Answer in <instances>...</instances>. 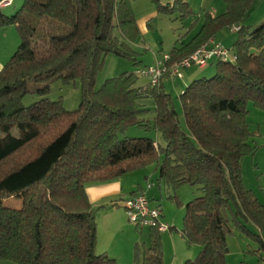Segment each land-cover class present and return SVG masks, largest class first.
<instances>
[{
    "label": "trees",
    "instance_id": "16d2710c",
    "mask_svg": "<svg viewBox=\"0 0 264 264\" xmlns=\"http://www.w3.org/2000/svg\"><path fill=\"white\" fill-rule=\"evenodd\" d=\"M151 1L159 14L179 13L182 21L192 15L181 0ZM256 1L223 0L225 12L207 15L192 40L170 53L168 66L221 31L239 28L232 60L217 61L213 77L193 81L179 96L184 124L164 87L169 78L137 88V76L124 73L96 90L108 56L136 62L129 41L140 31L130 0H25L10 17L0 10V32L15 27L20 38L0 71V132L8 134L0 137V261L117 264L97 254V222L86 186L153 165L159 182L202 192L187 204L182 231L201 252L185 264H225L228 238L236 234L264 252V204L246 188L242 171L243 159L256 150L249 105L264 111V22L252 31L245 26ZM54 79L82 84L78 110L48 100V84L30 88ZM35 94L45 99L25 107V98ZM148 101L152 120L143 119L150 114ZM132 126L155 130L163 145L151 138L121 139ZM10 128L21 138L12 137ZM8 197L20 199L22 207L5 206ZM150 234L149 248L136 249L135 264H162V233Z\"/></svg>",
    "mask_w": 264,
    "mask_h": 264
},
{
    "label": "rangeland",
    "instance_id": "374dc122",
    "mask_svg": "<svg viewBox=\"0 0 264 264\" xmlns=\"http://www.w3.org/2000/svg\"><path fill=\"white\" fill-rule=\"evenodd\" d=\"M130 1L137 22L141 25L139 36L134 42L129 41V45L137 53V63L114 55L108 56L103 69L97 75L96 90L101 89L109 79L120 77L124 73L136 75L137 71L145 70L147 67L152 66L156 59L162 58L164 55H170L174 48L179 49L192 40L201 30L207 15L215 17L226 10L223 0H181V2L187 4L192 13L189 18L182 21L179 13H175L173 16L159 14L157 7L151 0ZM24 2L25 0H15L14 7L5 9L3 14L8 17L14 15L22 8ZM263 22L264 0H257L251 16L245 22V26L252 31ZM5 34H7L6 38L0 35V45L7 50L16 51L20 46V38L15 27L8 28ZM116 36L120 38L118 33ZM239 37L240 33L237 31L226 29L217 35L216 41L230 51V56H233L235 53L234 44ZM176 64L167 66V73L164 77L170 78L169 70ZM215 74L216 62H212L204 69L193 67L182 71L180 78L164 80L165 90L175 101L176 110L183 124L184 115L179 96L193 81L211 78ZM47 84L50 86L48 100L53 102L61 100L67 111L78 110L82 98V84L79 81L67 85L61 80L54 79L31 83L30 88L32 90L40 89ZM149 84L148 78L137 76V88L146 87ZM43 99L45 98L40 95H30L25 98L23 104L25 107H30ZM147 104L150 114L143 119L152 120L154 117V106L151 101H148ZM248 110V123L252 134L251 145L256 150L254 154L243 159V179L246 188L253 191L260 202H262L264 201V111L255 108L252 104L249 105ZM9 131L12 137L21 138L17 128H10ZM7 136V133L0 132L2 139ZM120 138H151L163 145L160 135L155 130H146L136 126L130 127ZM155 168L153 165L115 181L92 183L86 186L87 194L91 201L97 195L107 196L104 204L106 207L103 209L99 208L97 201L92 203L95 205L93 210L97 222L98 255L103 254V251L107 249V255L115 257L117 264H135L136 249L139 248L143 253L149 248L150 231L148 229H139L132 224L126 215L122 202L120 201L121 203L117 202L119 204L113 205L111 204L112 198L108 197L115 188L117 190L123 189L124 193L122 192V195L129 197L132 190L139 189V185H143L147 191V196L149 194L148 198L153 197L151 205L159 206L162 209L164 215L162 223L170 227L168 232L160 235L162 264H185L188 260L193 261L199 256L201 247L190 246L183 237L182 231L184 229L187 204L201 197L202 192L198 187L184 185L174 189L167 184L159 182ZM149 184L152 185V190H147ZM115 197H119V194ZM4 204L13 209L22 207V201L16 197H8L4 200ZM228 248L229 252L225 258V264H264V252L257 253L260 248L259 244L248 238L241 237L238 234L230 236L228 238ZM0 264L16 263L0 261Z\"/></svg>",
    "mask_w": 264,
    "mask_h": 264
},
{
    "label": "built area",
    "instance_id": "2783aa9c",
    "mask_svg": "<svg viewBox=\"0 0 264 264\" xmlns=\"http://www.w3.org/2000/svg\"><path fill=\"white\" fill-rule=\"evenodd\" d=\"M14 0H0V10H5L13 6ZM234 28L232 31H238ZM235 59V58H234ZM170 60L169 55L156 59L155 63L145 70L137 71V76H143L149 79L152 86H156L167 73V66ZM232 60L230 51L217 43L214 38L210 39L201 48L192 55L184 58L169 70V79H177L182 75V71L198 67L204 69L212 62H229ZM152 189L148 185L147 190ZM147 192V191H146ZM142 192L124 202V208L129 221L139 229H156L160 233L170 230L167 224L162 223L163 211L159 206H152L147 193Z\"/></svg>",
    "mask_w": 264,
    "mask_h": 264
},
{
    "label": "crops",
    "instance_id": "0c3cea01",
    "mask_svg": "<svg viewBox=\"0 0 264 264\" xmlns=\"http://www.w3.org/2000/svg\"><path fill=\"white\" fill-rule=\"evenodd\" d=\"M177 0H161V2H162V4H164V5H168V4H174L175 2H176ZM14 2H15V0H14ZM12 7H14V4H13V6H11L10 8H12ZM10 8H7V9H10ZM156 15V14H155ZM137 25H138V27H139V30H140V24L137 22ZM6 30L7 29H5V30H3V31H1L0 32V35H2V37L3 38H6L7 36V34H5L6 33ZM230 31H232V30H230ZM216 38H217V36L214 38L215 39V41H216ZM217 42V41H216ZM15 53V51H12V50H7V49H5L4 48V46H1L0 45V71L3 69V67H4V65L10 60V58L13 56V54ZM121 190V191H120ZM120 190H117L116 188L114 189V191L113 192H111L110 193V195L108 196L109 198H112V203L111 204H113V205H117V204H119V203H117V202H122V205L124 206V202L125 201H127V200H129L131 197H133V196H135L136 194H138V193H142V192H146V190H145V188H144V186L143 185H139V189H135V190H132L131 192H130V196L129 197H125V196H123L122 194L124 193V191H123V189H120ZM152 190V189H151ZM119 191H120V193H119ZM123 192V193H122ZM147 193V192H146ZM117 194H119V197H115ZM89 196V195H88ZM148 196H149V194H148ZM115 197V199H113ZM106 198H107V196L105 197H103L102 195L100 196V195H97V197L96 198H93V201L94 202H98V206H99V208L100 209H103V208H105L106 207V205L104 206V204H105V200H106ZM126 198V199H125ZM89 199H90V197H89ZM150 200H151V202L153 201V197L152 198H149ZM259 199V198H258ZM93 201H91V199H90V202H91V204L93 203ZM120 202V203H121ZM262 202H264V201H262ZM264 204V203H263ZM92 206H95V205H93L92 204ZM94 208V207H93ZM163 217H164V215H163ZM146 229H148L149 231L151 230L150 228H145V229H142V230H146ZM143 235V234H142ZM97 243H98V237H97ZM98 245V244H97ZM106 251H103L104 253L103 254H108V251H107V249H105ZM109 256V255H108ZM110 257V256H109ZM111 258H113V259H115V257H111ZM116 260V259H115ZM135 261V260H134Z\"/></svg>",
    "mask_w": 264,
    "mask_h": 264
}]
</instances>
